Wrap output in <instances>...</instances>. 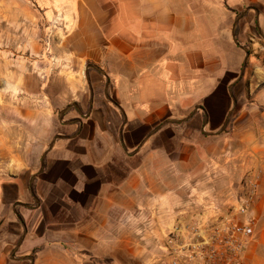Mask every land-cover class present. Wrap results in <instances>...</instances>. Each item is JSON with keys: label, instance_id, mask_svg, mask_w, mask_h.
<instances>
[{"label": "crops", "instance_id": "1", "mask_svg": "<svg viewBox=\"0 0 264 264\" xmlns=\"http://www.w3.org/2000/svg\"><path fill=\"white\" fill-rule=\"evenodd\" d=\"M106 2L58 119L0 95V264H167L205 199L264 181V0Z\"/></svg>", "mask_w": 264, "mask_h": 264}, {"label": "rangeland", "instance_id": "2", "mask_svg": "<svg viewBox=\"0 0 264 264\" xmlns=\"http://www.w3.org/2000/svg\"><path fill=\"white\" fill-rule=\"evenodd\" d=\"M106 3L114 4V0ZM96 11L99 13L98 6ZM86 14L83 0H0V95L11 94L16 103L19 96L34 100L31 93L43 91L45 124L58 119L60 113L76 101L73 100L76 91L71 85L77 80L85 84L87 67L94 66L83 57L85 51L90 50L91 36L97 30L95 25L87 22ZM5 76L12 84L11 93H4L2 79ZM26 78L28 93L20 85ZM28 137L33 140L35 135ZM262 170L252 169L259 177L258 196L252 208H256L253 215L257 219L253 240L261 241L258 248L260 263L264 261ZM239 195L240 184L234 194L207 198L199 215L224 217Z\"/></svg>", "mask_w": 264, "mask_h": 264}, {"label": "built area", "instance_id": "3", "mask_svg": "<svg viewBox=\"0 0 264 264\" xmlns=\"http://www.w3.org/2000/svg\"><path fill=\"white\" fill-rule=\"evenodd\" d=\"M259 177L248 174L240 184L241 195L224 217L199 215L167 236V264H245L257 219L252 207L258 196Z\"/></svg>", "mask_w": 264, "mask_h": 264}]
</instances>
